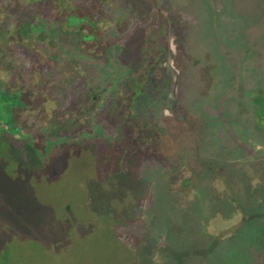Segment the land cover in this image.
Here are the masks:
<instances>
[{
    "label": "rangeland",
    "instance_id": "1",
    "mask_svg": "<svg viewBox=\"0 0 264 264\" xmlns=\"http://www.w3.org/2000/svg\"><path fill=\"white\" fill-rule=\"evenodd\" d=\"M68 1L55 0L53 7L62 8L60 17L52 15L56 21L65 22ZM73 6L101 28L77 31L69 43L65 27L61 49L49 41L34 43L32 51L28 42H0L4 56L31 64L43 52L46 81L38 100L45 103L44 122L28 129L38 136L35 146L18 139L21 130L0 123V264H155L157 255L160 264H264V0H72ZM161 11L181 24L186 41L191 66L182 80L183 104L193 125L195 118L202 123L206 169L189 175L187 188L177 176L171 183L157 180L152 207L141 209L148 181L166 171L146 158L139 139L109 133L112 109L100 110L119 96L115 78L131 71L139 35L153 33L162 43ZM32 18L16 19L21 25ZM83 35L93 38L83 42ZM74 51L92 86L81 104L90 107L88 123L96 120L92 128H78L75 140L73 128L57 126L56 105L60 100L64 111L70 99L54 89L70 79H58L54 63L59 59L60 72L69 71ZM85 74L78 69L69 77L79 87ZM132 144L138 149L130 153ZM35 148L47 153L40 158ZM109 152L119 154V163Z\"/></svg>",
    "mask_w": 264,
    "mask_h": 264
},
{
    "label": "flooded vegetation",
    "instance_id": "2",
    "mask_svg": "<svg viewBox=\"0 0 264 264\" xmlns=\"http://www.w3.org/2000/svg\"><path fill=\"white\" fill-rule=\"evenodd\" d=\"M0 4L4 5L2 1H0ZM9 10L11 9L7 5L0 8V42L19 41L23 45L28 42L29 51L33 50L32 45L34 43L39 45L45 41L53 42V46L55 44V47L57 45L61 49L60 42L65 27L69 29L70 33L63 37V41L66 42L67 39L69 43L71 35H74L77 31L96 29L97 32L101 28L95 25L88 15L78 16L81 9L77 6L72 7V0H69L64 8L65 14L68 15L65 18V24L60 19L56 21L52 17L54 12H58V16H61L60 11L62 8L59 9V7H24L18 10L15 9L14 14L10 13ZM21 14L31 15L33 18L31 21L26 20L19 25L16 18L17 15ZM160 15L162 16V23L159 26L165 28L162 43L156 44L154 42L153 33L139 35L141 44H139L135 53L132 52L131 71L127 75H122V71H120L115 78L116 84L114 87L118 88L119 96L113 102L105 103L103 105L104 110H102L103 108L100 110V112H108L112 109L110 115L113 116V122L110 125L109 133L112 132V135H118V137L125 133L136 137V142L139 139L142 147L146 150V158H149L151 162L152 159L160 162L166 171L164 175L148 181L146 195L141 200V209L142 207L144 209L146 205L152 207L150 197L152 196V187L157 180L161 179L171 183L173 177L177 176L182 179L181 185L187 188L190 186L191 176L196 175L199 177L206 169L201 153L202 123L195 118L197 125L194 126V122L189 118L191 116L183 104L182 80L187 69L191 66V61L185 49V38L180 32L181 24H178L173 19L172 14L166 11H161ZM170 25L174 27V33L171 34L168 32ZM92 38V35H83L82 41L87 42ZM3 53L4 50L0 47V98L3 100V103L0 104V123H7L15 130H21L25 135L21 134L18 139L22 142L30 139V144L35 146V143L39 142L38 136H33L28 129L38 127L44 122V118L41 120L43 114H41V111L44 112L45 103L43 105L41 102L38 103V100L46 95V81L43 80L45 73L44 53L41 52L42 56L32 64L28 58L14 57L12 54L4 56ZM77 53L78 51H74L73 54L69 52V62L73 63L69 71L60 72L61 62L59 59L54 63V72L59 77L58 79L61 75L64 76L63 78H70L67 82L68 85L62 80L63 82H58L54 88L57 94H61L63 89L64 94H61L60 97L66 95L70 99L64 110L65 112L60 110L62 104L60 100L56 105L57 119L59 118L60 121L57 126L59 128L65 126L73 128L74 140L77 138L76 134L80 131L77 130L78 128L89 129L94 127L96 122L94 120L93 123H88L90 107L87 109L81 104L87 96V91L92 90V86L90 85V78L88 79L87 76V66L84 69L77 63ZM83 53L85 57L89 54L86 48ZM18 65L20 68L17 74L18 78H15L16 81L13 82V70L17 69ZM78 69L84 74L86 71V80L80 83V88L75 80L72 81V76L69 77L71 74L77 76ZM40 79L41 82H39ZM81 87L83 90L80 93L81 97H77L79 94L78 89H81ZM88 93L90 92L88 91ZM91 105H93V102ZM65 115L68 118L61 123L62 117ZM54 122H56V119ZM38 133L43 135L42 131H38ZM99 133V138L108 139L107 135H102L101 131ZM9 137L13 139V136ZM7 139L9 138L7 137ZM109 140L113 148L119 149L113 141L114 138ZM53 141L57 144L62 141L60 132L55 134ZM73 143L74 141L70 142V145ZM132 146L134 148H130V153L132 152L131 149H138V144H132ZM126 148L127 146L124 143L120 147L123 152ZM35 153H37V156L39 154L38 157L41 158L47 151L39 153L38 149L35 148ZM113 154L109 152L107 156L111 161L114 160L119 163V154H114L115 156ZM122 154L120 152V155ZM162 155H164L163 162L159 159ZM229 181L230 178L226 180V183ZM140 218L144 220L143 212Z\"/></svg>",
    "mask_w": 264,
    "mask_h": 264
},
{
    "label": "trees",
    "instance_id": "3",
    "mask_svg": "<svg viewBox=\"0 0 264 264\" xmlns=\"http://www.w3.org/2000/svg\"><path fill=\"white\" fill-rule=\"evenodd\" d=\"M9 0H3V4H0V8L3 6H6L8 4ZM11 2V7H14L15 9H22L24 7L28 8H52L55 0H10ZM6 4V5H5ZM51 6V7H50ZM5 28V27H3Z\"/></svg>",
    "mask_w": 264,
    "mask_h": 264
},
{
    "label": "clouds",
    "instance_id": "4",
    "mask_svg": "<svg viewBox=\"0 0 264 264\" xmlns=\"http://www.w3.org/2000/svg\"><path fill=\"white\" fill-rule=\"evenodd\" d=\"M153 260H154L155 264H160V259H159L158 255L153 257Z\"/></svg>",
    "mask_w": 264,
    "mask_h": 264
},
{
    "label": "water",
    "instance_id": "5",
    "mask_svg": "<svg viewBox=\"0 0 264 264\" xmlns=\"http://www.w3.org/2000/svg\"><path fill=\"white\" fill-rule=\"evenodd\" d=\"M170 34L171 33H174V27H173V25H170V27H169V31H168Z\"/></svg>",
    "mask_w": 264,
    "mask_h": 264
}]
</instances>
